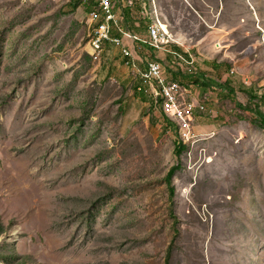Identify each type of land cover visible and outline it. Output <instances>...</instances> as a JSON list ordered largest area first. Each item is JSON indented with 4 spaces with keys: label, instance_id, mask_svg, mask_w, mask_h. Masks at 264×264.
I'll list each match as a JSON object with an SVG mask.
<instances>
[{
    "label": "rangeland",
    "instance_id": "rangeland-1",
    "mask_svg": "<svg viewBox=\"0 0 264 264\" xmlns=\"http://www.w3.org/2000/svg\"><path fill=\"white\" fill-rule=\"evenodd\" d=\"M131 1L196 58L162 60L189 136L160 80L91 54L94 0H0V264H264V0Z\"/></svg>",
    "mask_w": 264,
    "mask_h": 264
},
{
    "label": "built area",
    "instance_id": "built-area-1",
    "mask_svg": "<svg viewBox=\"0 0 264 264\" xmlns=\"http://www.w3.org/2000/svg\"><path fill=\"white\" fill-rule=\"evenodd\" d=\"M86 0H84L85 2ZM123 9L129 10L130 15L132 13L135 4L131 0L123 1ZM100 11L109 12L112 16L113 32L103 33L102 28L90 29V12ZM143 17V9L139 13ZM87 26L90 31H94L95 48L90 49L91 54L95 59H101V47H105L106 44H110L119 49V53L124 60V65L134 71V79L138 80V83H144L146 86L153 80H160V89L157 94L152 96L155 103L160 102V98L163 94H170V102L168 105H163V110L173 120H184L186 136H189L190 130L188 129L187 122L194 118L196 110H203V104L198 102L187 101L184 97L188 94L186 89H177L173 87V80H169L164 73V66L160 61L158 65H151V60L146 62V66L142 71H136L131 61V53L127 47L125 41H131L132 43H139L140 45H146L147 47L160 51L169 52V54L177 61V68L182 69V65H190V72H185L189 76H194V63L190 62L189 55L185 56V59L180 54H172V51H168L163 43L157 40V36L150 35L148 32L147 40L139 38L136 34L124 30L122 27L123 16L120 10L115 9L112 0H95V5H88ZM115 35H113V33ZM138 49L141 46L137 47ZM175 61V62H176ZM233 74V72H230Z\"/></svg>",
    "mask_w": 264,
    "mask_h": 264
},
{
    "label": "crops",
    "instance_id": "crops-1",
    "mask_svg": "<svg viewBox=\"0 0 264 264\" xmlns=\"http://www.w3.org/2000/svg\"><path fill=\"white\" fill-rule=\"evenodd\" d=\"M184 1V0H183ZM136 10H138V11H136V12H134V9H133V11H132V13H135L136 14V16L137 15H140L139 13L141 12V5L139 6V8L137 9L136 8ZM120 12H121V15L123 16V21H125L126 22V20H127V16L129 15V17H132V19H133V23H132V29H131V27L130 28H126V30L128 31V32H131V33H133V34H136V35H138L139 37H141V38H143V36H142V31L141 30H138V29H143L144 30V32H145V34H146V32H147V29L145 28V27H142V28H137L138 26L137 25H135V20L137 19V17H134V15H130V13H129V10H127V9H123V10H120ZM159 13V15L160 16H163V14L161 13V12H158ZM164 18V17H163ZM164 21H165V23H166V26H167V28H168V30H169V34H172V36H174V38H176L179 42H181L183 45H184V43H185V41L183 40V33L181 34L179 31H176V30H174L173 29V24L172 23H168L167 22V20H165V18H164ZM129 23H131L130 21L129 22H127V24H129ZM146 24V23H145ZM122 26H123V22H122ZM137 29V30H134L135 28ZM137 32V33H136ZM139 33V34H138ZM145 37H146V35H145ZM143 40H147V38H145V39H143ZM125 43H126V45H127V47L129 48V50H130V53H131V61H132V64H133V66L135 67V70L136 71H142L144 68H145V66H146V62L147 61H149V60H153V59H151L150 57H149V55L152 57V55L153 54H157L155 57H160L159 59H160V62L161 63H163L162 62V60H163V57H165V58H167V60L168 61H171L172 62V59L171 58H173L170 54H169V52H166V51H163L164 53H165V55H164V53H162V52H156V53H154L153 52V50H152V53H151V51H144V52H140V51H138V53H137V50H136V47H135V45H134V43H132L131 41H125ZM136 44V43H135ZM168 49V51H170V50H172V49H179V47L178 46H176L175 47V45H169L168 47H167ZM151 50V49H150ZM148 53V54H147ZM119 54V53H118ZM117 54V55H118ZM141 54V55H140ZM196 64V58L194 59V65ZM129 69V68H128ZM129 71H130V69H129ZM181 73H183V75L185 74V72H184V70H183V68L181 69ZM195 71V75H196V70H194ZM134 72V71H133ZM176 73V72H175ZM178 74V73H177ZM166 75V77L169 79L170 78V75L168 76L167 74H165ZM132 77V76H131ZM133 78V77H132ZM172 78L173 77H171V80H172ZM192 78H194V76L192 77ZM191 84L192 83H190V84H181V86H182V88H184V89H186L187 91H188V94H186L185 95V99L187 100V101H192V102H197L196 101V88H194V87H192L191 86ZM193 88V89H192Z\"/></svg>",
    "mask_w": 264,
    "mask_h": 264
},
{
    "label": "bare ground",
    "instance_id": "bare-ground-1",
    "mask_svg": "<svg viewBox=\"0 0 264 264\" xmlns=\"http://www.w3.org/2000/svg\"><path fill=\"white\" fill-rule=\"evenodd\" d=\"M93 4L95 5V0H94ZM90 23H93L95 25L94 29L102 28V32L103 33L113 32L112 16H111V14L109 12H102V13H100V11L90 12ZM147 32L150 35L157 36V40L161 41L165 48H167L169 45H175V47L176 46L182 47V45L180 46V44L178 42H176L171 37V34H169L167 28H165L158 19H156L155 21L153 20V22H152L151 26L148 28ZM89 47H90V49H94L95 48L94 31H93V35H92V39L90 41ZM102 53H104V47H101V54ZM172 54H178V53H176L173 50ZM189 59H191V63L194 62V60L192 59L191 56H189ZM151 65H158V64H156L154 62H151ZM154 81L155 80L149 82V85L151 86V89H154V85H155ZM173 87L177 88V84L173 83ZM165 96L170 101V94H165Z\"/></svg>",
    "mask_w": 264,
    "mask_h": 264
},
{
    "label": "trees",
    "instance_id": "trees-1",
    "mask_svg": "<svg viewBox=\"0 0 264 264\" xmlns=\"http://www.w3.org/2000/svg\"><path fill=\"white\" fill-rule=\"evenodd\" d=\"M92 2H93V0H91V3H92ZM91 3H90V4H91ZM256 113L258 114V112H256ZM182 149H183V145H182V144H175L174 149H173V154L175 155V157H176L177 159L179 158ZM173 172H174V169L171 168L170 172H169L168 175H167V181H168L169 184L172 183L171 178H172Z\"/></svg>",
    "mask_w": 264,
    "mask_h": 264
}]
</instances>
